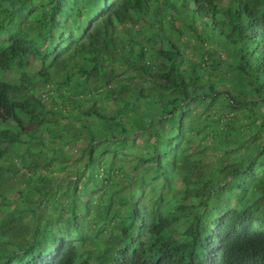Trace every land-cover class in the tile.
<instances>
[{
	"label": "trees",
	"instance_id": "16d2710c",
	"mask_svg": "<svg viewBox=\"0 0 264 264\" xmlns=\"http://www.w3.org/2000/svg\"><path fill=\"white\" fill-rule=\"evenodd\" d=\"M242 2L255 23L229 30L215 0H0V162L13 164L0 180L25 178L19 199L2 195L0 264H126L136 247L138 264H207L220 245L218 264L244 261V248L218 240L264 227V0ZM190 36L201 49L186 54ZM97 83L133 122L98 101L76 112ZM39 134L82 146L32 162ZM70 164L75 178L57 184ZM83 180L95 208L72 200Z\"/></svg>",
	"mask_w": 264,
	"mask_h": 264
},
{
	"label": "clouds",
	"instance_id": "9594fccd",
	"mask_svg": "<svg viewBox=\"0 0 264 264\" xmlns=\"http://www.w3.org/2000/svg\"><path fill=\"white\" fill-rule=\"evenodd\" d=\"M189 5L191 8L196 7L194 3H190ZM215 14H217L220 18L227 20L223 25H225L227 29L229 30L232 28V25H230L229 23L231 21H234L235 19L240 20L243 23V25H245L247 28L252 27L255 23V21L254 22L251 21L252 18L250 16L248 18V14H246V11L243 9L242 0H225V1L215 0ZM211 19L214 20L215 16L213 15ZM15 29L16 27L12 26V28L10 27L8 34L3 35V39L6 40V44H5L6 46L10 45L12 42H15L16 36H17V32ZM179 46L181 47V50L183 52H186V54H190L192 53L193 50L200 51L201 42H198L196 39H194V37L190 36L186 39V47L182 45H179ZM9 73L10 75L7 76L6 79L12 81L13 79H15L16 72L10 71ZM104 83L106 84V86L111 88V83L107 84V80H105ZM89 84H94V82L90 80ZM96 86H97V89L94 90L93 95H92L93 99L88 97V102L82 107V109H79L76 112L84 111V109L85 110L90 109V107L93 108L94 104L98 101L97 102L98 106L107 105L109 107L107 110V113L111 117H114L117 111H120V109L118 108L114 109L115 108L113 106L114 104L111 101H108L105 96L102 97V93L104 89L101 87V85L97 83ZM126 115H127V120L126 121L119 120V122L123 123L124 125H129L132 122L133 117L130 116V114L127 112H126ZM40 141H43L44 145H41ZM36 142H38V144L34 145L33 143H36ZM64 142L65 141L61 142L60 144H54L44 135L39 134L37 136V140L33 139L32 141V145H34L31 147L33 148V151H34L32 153L35 154L36 152H42L46 154L45 157L51 158L50 154L52 150L54 149L55 152L58 153L57 155L70 156L68 149L70 147H73L74 149L72 150V152L74 154V157L76 158L77 157L76 150L79 148L78 146H80L81 144H76V141H73L71 144L63 146ZM23 150H24V147L22 148L21 151L23 152ZM18 152L21 154L20 151ZM45 157H39L35 154L34 157H30V161L32 159H33L32 162L38 161V160L43 161ZM14 162H17V163L19 162L18 164L22 165L21 160H16L14 158ZM10 163H11V158H10V161H8L6 158L5 160L0 162V166L3 168V170H0V174L3 172V176L9 175V168L10 169L13 168L12 166L13 164L11 165ZM53 164H55L56 167H59L60 161L54 160ZM74 171L75 170L71 166V164L68 165V170L65 172L61 171L60 168L56 169L55 176H54L55 182L58 184L60 181L63 180L65 184L68 181L73 180V178H75V176L73 175ZM103 174L104 173H102L101 176H103ZM24 179L25 178L22 175L20 176L15 175L12 179L11 178L7 179L8 181H6L5 183H3V181L0 180V206H1V199L3 197L2 196L3 194H7L8 197L11 198L12 200L14 199V201L20 198V191L25 188ZM90 184H92V182H87L86 180H83L81 184L79 185L80 186L79 190L72 194V200L76 202H84L87 205H90L91 207L95 208L97 207L96 202L98 199L90 193V188H89ZM164 199H165L164 203L159 210L160 212H158L159 214L157 216L158 218L161 217L160 215L163 216V214H166L169 208L168 196L166 195ZM63 201H66L65 204L67 205L70 202V200L67 198H64ZM109 201L110 200L108 198L106 202L99 209L98 208L96 209L98 213H100L103 210L104 205L107 204ZM20 204H21V207L23 208L24 216H28V206L25 203L23 204L22 202ZM15 205H16V202H15ZM43 212H46V211L44 210ZM69 213L70 215L74 214L72 212H69ZM35 224H37V222H35L31 218L28 227H32ZM78 225L80 226L81 232L84 235H86L91 229L92 235L95 236V234L99 230L95 221L91 217L79 216ZM259 232L260 234H258ZM216 234L218 233L216 232ZM134 239H135L136 244L140 246L141 241H143L142 238L134 236ZM218 240H224L223 241L224 244H230V245H235V246L244 248V250L246 251V254L244 256L245 259L240 264H262L260 260V256H259V249H258L257 243L258 241H264L263 225L261 226V224L253 223V228H252V225H249V226H246V228H243L242 230H236L235 232L230 231L227 233H219ZM75 241H78V240H75ZM122 246L124 245L122 244ZM137 248L138 247H136L134 251L130 253V257H128L127 254H122L126 264L127 263L128 264H138L139 263L144 252L138 250ZM227 248H224L223 245L218 246L216 248L217 250L214 253H211L212 256L207 259L206 261L207 264H218L222 253L218 254L217 252H221Z\"/></svg>",
	"mask_w": 264,
	"mask_h": 264
},
{
	"label": "rangeland",
	"instance_id": "374dc122",
	"mask_svg": "<svg viewBox=\"0 0 264 264\" xmlns=\"http://www.w3.org/2000/svg\"><path fill=\"white\" fill-rule=\"evenodd\" d=\"M149 94H150V92H149ZM123 96H126V94L125 95H123ZM120 113H121V118L119 119V120H123V121H126L127 120V115H126V113L123 111V110H120ZM134 121V118L132 119V122ZM129 143H131L132 144V142H133V136L130 134L129 135V141H128ZM137 142H140V140H138ZM82 146V144L80 145V146H78V147H81ZM76 156H77V154H76ZM133 161H131L130 163H132Z\"/></svg>",
	"mask_w": 264,
	"mask_h": 264
}]
</instances>
